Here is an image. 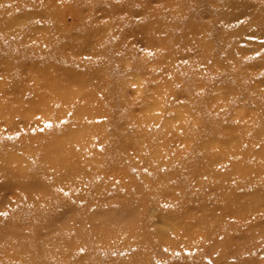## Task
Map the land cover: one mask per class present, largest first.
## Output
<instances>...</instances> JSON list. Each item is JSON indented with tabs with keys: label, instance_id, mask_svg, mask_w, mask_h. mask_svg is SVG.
<instances>
[{
	"label": "rangeland",
	"instance_id": "1",
	"mask_svg": "<svg viewBox=\"0 0 264 264\" xmlns=\"http://www.w3.org/2000/svg\"><path fill=\"white\" fill-rule=\"evenodd\" d=\"M0 264H264V0H0Z\"/></svg>",
	"mask_w": 264,
	"mask_h": 264
}]
</instances>
